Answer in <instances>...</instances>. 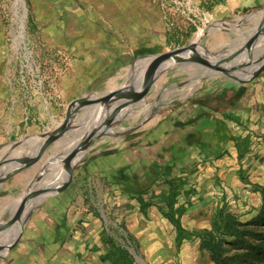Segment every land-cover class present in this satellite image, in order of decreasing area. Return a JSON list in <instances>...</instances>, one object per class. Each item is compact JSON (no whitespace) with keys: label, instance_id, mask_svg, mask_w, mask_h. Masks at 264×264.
Returning a JSON list of instances; mask_svg holds the SVG:
<instances>
[{"label":"rangeland","instance_id":"obj_1","mask_svg":"<svg viewBox=\"0 0 264 264\" xmlns=\"http://www.w3.org/2000/svg\"><path fill=\"white\" fill-rule=\"evenodd\" d=\"M134 2L135 0H0V112L7 111L10 107V104L5 102L10 100L9 94L12 92L13 97L16 95L18 101H22L20 105L23 109L32 111L34 117L39 116L41 103L36 100L41 90L45 101L58 107V110L57 118L50 121L46 118L38 134H46L63 121L69 113L70 103L66 102L62 94L60 80L63 75L71 72V42L81 43L86 34V27L90 25H110L112 30L121 28L129 46L142 45L153 31L167 27L170 30L167 34L171 44H165L162 51L154 53L163 54L187 45L194 39L195 34L201 30L205 31L213 23L209 14L202 12V7L194 0H150V10L128 6ZM117 5L124 10H117ZM152 5L154 11H151ZM253 11L252 9L246 16L229 18L234 20L227 21L231 27H218L214 33L205 36L201 44L215 57L225 56L229 60L236 50L237 43L245 40L254 31L259 14ZM249 16H253V19L246 20ZM191 21L195 22L196 27L187 25ZM111 34L115 36L114 33ZM233 41L235 44H232ZM263 47L264 45L257 47L252 52L253 61H257L259 55H262ZM200 54L203 55V52ZM150 55L133 58L117 69L104 85L101 84L99 88L92 89L84 96L75 94L71 102L89 97L90 94L100 96L111 90L120 82L116 80L117 76L125 74L137 59ZM181 67H175L161 75L142 96L121 112L117 121L111 122L112 117H103L99 124L108 121L110 126L89 144L84 154H88V150L90 152L96 144L114 141L129 129L141 127L147 121H154L158 114L170 106L188 103V100L205 89L217 90L232 83L238 84L225 75L200 79L202 74L197 68L190 65ZM144 73L145 68H142L139 75ZM245 86V108L259 115V129L252 128V152L242 162L228 152L222 163H208V179H199V184H196L201 188L200 192H203L201 197L206 202L205 205L210 200L213 202L212 214L222 207L235 216L241 227L246 230L249 243L225 242L220 255L214 257L202 246L199 239L185 241L180 247H176L171 238L173 230H169L167 226L165 232L161 230V240L155 237L141 241L139 253L127 244L129 251L147 264H264V212L261 207V195L255 190L257 186L264 187V131H261L264 127V71ZM191 88L194 89L191 91ZM188 90L191 93L186 94ZM83 114L84 111L77 113L71 122L77 123ZM255 119L256 117H253V120ZM5 122L3 114L0 124ZM83 134L84 131L74 130L64 136L63 140L50 144L37 162L22 173H17L15 178L20 188L18 193L4 197L5 193L1 191L4 181L0 183V224L8 222L7 219L11 216L9 213L16 211L18 200L26 190L31 192L42 183L50 184L57 180L60 174L56 167L62 165L61 162H55L57 154L61 152L68 156ZM28 136L31 135L21 134L4 140L0 138V153H5L6 145ZM48 158L50 161L46 166ZM40 176L42 179L38 182ZM211 217L213 218L212 215ZM212 218L209 222L207 218L204 220V224L209 223L207 230L212 229ZM8 234L12 236L14 233ZM112 234L119 243L125 244L122 231L117 229L112 231Z\"/></svg>","mask_w":264,"mask_h":264},{"label":"crops","instance_id":"obj_2","mask_svg":"<svg viewBox=\"0 0 264 264\" xmlns=\"http://www.w3.org/2000/svg\"><path fill=\"white\" fill-rule=\"evenodd\" d=\"M148 1L150 0H135L137 3L128 6L150 10ZM194 1L202 7V12L209 14L212 22L228 21L237 15L246 16L252 9L253 13L264 9V0ZM117 6V10H124L120 5ZM151 11H154L153 5ZM122 14L124 15V12ZM187 25L194 27L195 22L191 21ZM120 29L116 27L112 30L110 25H90L86 27V34L81 43L71 42V72L63 75L60 80L62 94L67 103H71L75 94L84 96L92 89L99 88L101 84L104 85L117 69L133 58L152 55L155 50L162 51L165 44H171L167 34L170 30L167 27L153 31L142 45L133 46L128 45L129 42ZM208 91L214 90L205 89L198 96ZM37 95L36 101H40L41 106L39 116L34 117L32 111L23 109L20 105L22 101H18L17 96L13 97L10 92V100L5 102L9 103L10 107L7 111L0 112V117L4 114L6 121L5 124H0V138L4 140L21 134H38L46 118L49 121L57 118L58 107L46 102L41 90ZM91 95L93 94L89 96ZM244 98L243 96L239 102L238 114L246 121L244 124L252 133V128L259 129V115L245 108ZM197 108L194 103L170 106L158 114L154 121H147L141 127L120 134L116 137L117 140L101 142L90 152L88 150V154H84L75 165L68 182L32 207L29 219L22 232L14 237L12 247L8 248L6 243L14 234H7L0 239V264H102L107 262L101 260L105 254L102 236L105 233L113 236L112 231L117 229L122 231L125 238L128 234L133 236L141 246V241L155 237L161 240V230L165 232L168 226L169 230H173L171 238L175 241V229L163 216L162 210L167 207L164 201L159 199L161 193L167 194V186L153 184L138 196L125 192L123 180H134L138 177L143 179L146 166L157 158L162 147L180 143L189 137L192 133L191 127H181L179 124L192 116ZM253 117L256 119L253 120ZM234 130L238 128L234 127ZM247 130L237 132L241 134L248 132ZM261 131H264V127ZM226 148L235 158L233 144L228 143ZM223 157L202 163L196 151H192L189 156L196 167L192 174L186 176L184 190L191 188L195 195L181 194L177 197L178 204H184L186 207L181 216V224L189 231L209 227V223L204 224V220L207 218L209 222L212 218L213 202L210 200L207 202L209 204L205 205L198 181L208 179V163L220 164ZM16 175L10 176L2 183L1 191L5 193L4 197L14 195L20 190ZM9 214L11 216L7 221L12 220L15 211Z\"/></svg>","mask_w":264,"mask_h":264},{"label":"water","instance_id":"obj_3","mask_svg":"<svg viewBox=\"0 0 264 264\" xmlns=\"http://www.w3.org/2000/svg\"><path fill=\"white\" fill-rule=\"evenodd\" d=\"M259 17L255 25L254 31L245 40L237 43L235 52L232 57L227 60L225 56L215 57L203 46L202 40L208 34L214 33L218 27L229 28L231 25L227 21H216L211 23L199 40H192L187 45L179 47L163 54H152L150 56L137 59L131 68L141 69L140 60L146 59L145 73L140 79L124 82L121 86L106 91L104 94L97 96L95 94L75 100L69 104V113L65 119L57 123L54 128L46 132L47 139L43 142L36 141L33 146L26 147L23 152L18 151L21 146H26V142L31 139H38L43 134H35L21 140H16L6 145L7 151L0 157V183L5 179L13 176L35 162H37L45 153L50 144L56 143L64 139L74 132V130L84 131L83 136L79 139L78 145L67 156V154L59 152L55 162H65L63 173L50 184H40L31 192L27 190L18 200V206L11 221L2 222L0 224V237L5 236L8 232H13L12 239H8L7 247L13 245L14 237L19 235L27 220L29 219L31 209L36 203L53 192L61 189L69 180L71 173L78 163L79 159L84 155L89 144L101 136V132L110 126V123L99 121L105 117H112L111 122L117 121L121 112L130 107V105L147 91L149 86L153 84L161 75L168 70L178 66L185 67L190 65L199 70L202 78L206 79L212 76L225 75L230 77L238 84H244L253 81L264 71V55H259L257 61H253L252 52L257 47L264 45V9L257 11ZM256 12V13H257ZM26 14V9L24 8ZM253 19V16L246 17V20ZM234 22V20H229ZM235 44V41L232 42ZM203 52V55L200 54ZM83 112V116L77 123H72L77 113ZM99 124V125H98ZM31 150V151H30ZM48 158L45 165H49ZM6 168L7 171H2ZM42 179L40 176L37 181ZM133 254V253H132ZM135 261L139 264H147L142 258L133 254Z\"/></svg>","mask_w":264,"mask_h":264},{"label":"trees","instance_id":"obj_4","mask_svg":"<svg viewBox=\"0 0 264 264\" xmlns=\"http://www.w3.org/2000/svg\"><path fill=\"white\" fill-rule=\"evenodd\" d=\"M152 53H156V50ZM247 91L246 86L232 83L214 91H208L203 95H196L188 103L197 105L195 113L187 118L181 127L190 126L192 133L180 143H174L167 147H162L157 158L146 166L143 179H124V190L138 196L145 193L153 184L160 183L167 186V194L161 193L159 199L164 201L166 210L163 216L171 223L175 229V246L192 239H199L214 257L220 255L224 249L225 242L249 243L246 230L241 227L236 217L226 212L222 207L215 210L211 230L189 231L181 224V216L186 207L178 204V195L195 192L189 188L184 190L187 183L186 176L194 172L196 167L189 156L192 151H196L201 157V162L216 160L223 157L227 151V144L232 143L235 148L236 157L239 162L252 152L253 136L247 130L246 121L238 114L239 102ZM182 105L177 103L176 106ZM233 124L234 126H231ZM238 130L248 131L238 133ZM241 171V169H239ZM176 171V172H175ZM179 173V174H177ZM261 195V207L264 212V187L255 188ZM190 202H187L189 205ZM105 254L102 261L109 264H137L133 254L129 251L127 244L131 245L136 253H139L140 246L130 234L124 238V243H119L114 236L105 233L102 236Z\"/></svg>","mask_w":264,"mask_h":264},{"label":"bare ground","instance_id":"obj_5","mask_svg":"<svg viewBox=\"0 0 264 264\" xmlns=\"http://www.w3.org/2000/svg\"><path fill=\"white\" fill-rule=\"evenodd\" d=\"M20 1H21V0H20ZM203 34H204V31L201 30L199 33L195 34L193 40H199V39L202 37ZM261 52H262L261 54L264 55V47L262 48ZM139 63H140L139 65H142V68H144V66H145L146 63H147V60H146V59H145V60L143 59V60L140 61ZM142 68H141V69H142ZM181 68H182V67H181ZM141 69L128 68L125 74H123V75H119V76L116 77V80H117V81L119 80L120 82L117 83L116 86H114L112 89H115V88L121 86V85H122L124 82H126V81H127L126 83H128L129 80H130V81H133V80L140 79V78H141V75H139V73H140ZM193 89H194V88H191V89H189V90L192 91ZM189 90L186 92V94L191 93V91H189ZM146 110H147V109H146ZM46 139H47V135H46V134H43V135H42L41 137H39L38 139H31V140H28V141L26 142V146H21V147L19 148L18 151L23 152V148L26 147V151H25V153H27V152L29 151L28 148H29L30 146H33V145L36 143V141H41V142H43V141L46 140ZM77 143H79V142H76V144L74 145V147L71 148V152H72V151L75 149V147L78 145ZM6 151H7V149L5 150V152H6ZM30 151H31V150H30ZM71 152H70V153H71ZM0 154H3V152H1ZM69 155H70V154H69ZM0 156H1V155H0ZM64 165L68 166L66 162H65ZM64 165L62 164L61 166L56 167V168L58 169V172H59L60 175H61V173H63V167H64ZM2 171L6 172L7 169H6V168H3ZM49 181H50V180H49ZM9 233H10V232H9ZM8 235H9V234H8ZM3 238H4V237H3ZM11 238H12V237H11Z\"/></svg>","mask_w":264,"mask_h":264}]
</instances>
